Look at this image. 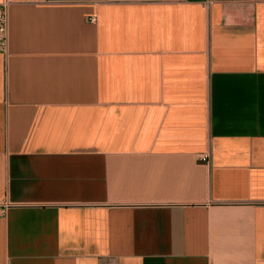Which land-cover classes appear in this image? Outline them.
I'll use <instances>...</instances> for the list:
<instances>
[{
	"label": "crops",
	"instance_id": "obj_1",
	"mask_svg": "<svg viewBox=\"0 0 264 264\" xmlns=\"http://www.w3.org/2000/svg\"><path fill=\"white\" fill-rule=\"evenodd\" d=\"M5 3L0 264H264V0Z\"/></svg>",
	"mask_w": 264,
	"mask_h": 264
},
{
	"label": "built area",
	"instance_id": "obj_2",
	"mask_svg": "<svg viewBox=\"0 0 264 264\" xmlns=\"http://www.w3.org/2000/svg\"><path fill=\"white\" fill-rule=\"evenodd\" d=\"M9 15L8 4L0 5V54H6L9 48ZM210 154L200 155V159L209 162Z\"/></svg>",
	"mask_w": 264,
	"mask_h": 264
}]
</instances>
